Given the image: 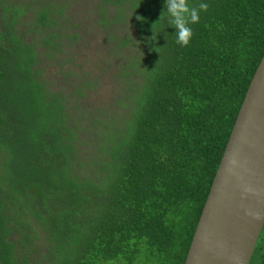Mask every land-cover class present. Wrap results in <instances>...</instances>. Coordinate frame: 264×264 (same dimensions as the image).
Segmentation results:
<instances>
[{"label":"trees","instance_id":"16d2710c","mask_svg":"<svg viewBox=\"0 0 264 264\" xmlns=\"http://www.w3.org/2000/svg\"><path fill=\"white\" fill-rule=\"evenodd\" d=\"M99 1L114 48L143 49L89 121L44 77L78 36L65 0H0V264H184L264 54V0H189L209 8L187 47L159 22L165 0Z\"/></svg>","mask_w":264,"mask_h":264},{"label":"water","instance_id":"95a60500","mask_svg":"<svg viewBox=\"0 0 264 264\" xmlns=\"http://www.w3.org/2000/svg\"><path fill=\"white\" fill-rule=\"evenodd\" d=\"M264 226V54L238 111L184 264H250Z\"/></svg>","mask_w":264,"mask_h":264},{"label":"rangeland","instance_id":"374dc122","mask_svg":"<svg viewBox=\"0 0 264 264\" xmlns=\"http://www.w3.org/2000/svg\"><path fill=\"white\" fill-rule=\"evenodd\" d=\"M99 2L65 0L66 16L74 25V29L69 31H74L78 36L70 42L67 52L62 53L67 57V64L60 68L57 63L49 62L44 73L52 89H63L65 93L73 94L72 100L78 104L80 112L89 121L105 120L106 115L116 108L118 99L124 96V85L119 77L120 67L129 57L138 53L139 47L143 49V44L132 47L130 42L120 51L114 48V39L108 32L110 27L106 21H102L97 8ZM120 30L121 36L128 34L132 39L137 37L135 30H127L126 25L121 26ZM76 116L80 119L78 112ZM87 149V144L82 146L84 153Z\"/></svg>","mask_w":264,"mask_h":264},{"label":"clouds","instance_id":"9594fccd","mask_svg":"<svg viewBox=\"0 0 264 264\" xmlns=\"http://www.w3.org/2000/svg\"><path fill=\"white\" fill-rule=\"evenodd\" d=\"M208 8L209 5L203 2L199 3L198 7H190L189 0H165L164 11L160 16L159 22L167 18L170 27L176 29V43L181 47H187L193 36L190 25L199 23L200 12H207ZM156 24L152 28L154 35L151 37V40H156L157 38L154 30ZM156 52L159 53V51Z\"/></svg>","mask_w":264,"mask_h":264}]
</instances>
